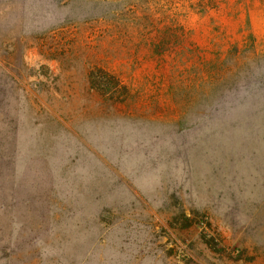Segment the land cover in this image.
Masks as SVG:
<instances>
[{"label":"rangeland","instance_id":"rangeland-1","mask_svg":"<svg viewBox=\"0 0 264 264\" xmlns=\"http://www.w3.org/2000/svg\"><path fill=\"white\" fill-rule=\"evenodd\" d=\"M0 264H264V0H0Z\"/></svg>","mask_w":264,"mask_h":264},{"label":"trees","instance_id":"trees-1","mask_svg":"<svg viewBox=\"0 0 264 264\" xmlns=\"http://www.w3.org/2000/svg\"><path fill=\"white\" fill-rule=\"evenodd\" d=\"M101 72H102V73H103V72L105 73V71H103V70H101ZM106 75H107V73H106Z\"/></svg>","mask_w":264,"mask_h":264}]
</instances>
